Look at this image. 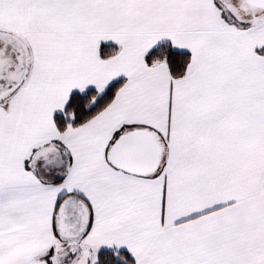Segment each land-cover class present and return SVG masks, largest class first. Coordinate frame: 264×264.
Masks as SVG:
<instances>
[{
	"label": "snow or ice",
	"instance_id": "obj_1",
	"mask_svg": "<svg viewBox=\"0 0 264 264\" xmlns=\"http://www.w3.org/2000/svg\"><path fill=\"white\" fill-rule=\"evenodd\" d=\"M0 264H264V0H0Z\"/></svg>",
	"mask_w": 264,
	"mask_h": 264
}]
</instances>
